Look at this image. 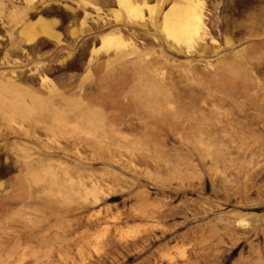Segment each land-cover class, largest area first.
Segmentation results:
<instances>
[{
	"label": "rangeland",
	"instance_id": "374dc122",
	"mask_svg": "<svg viewBox=\"0 0 264 264\" xmlns=\"http://www.w3.org/2000/svg\"><path fill=\"white\" fill-rule=\"evenodd\" d=\"M0 264H264V0H0Z\"/></svg>",
	"mask_w": 264,
	"mask_h": 264
},
{
	"label": "crops",
	"instance_id": "0c3cea01",
	"mask_svg": "<svg viewBox=\"0 0 264 264\" xmlns=\"http://www.w3.org/2000/svg\"><path fill=\"white\" fill-rule=\"evenodd\" d=\"M47 21L41 20H35L31 21L26 28L23 29L25 32H29L30 30L34 29L36 37H40L43 34L42 26H47ZM51 31V30H50Z\"/></svg>",
	"mask_w": 264,
	"mask_h": 264
}]
</instances>
